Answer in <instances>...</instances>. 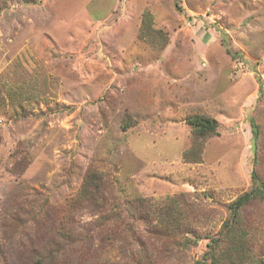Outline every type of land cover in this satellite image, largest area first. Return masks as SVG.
<instances>
[{"label": "rangeland", "instance_id": "374dc122", "mask_svg": "<svg viewBox=\"0 0 264 264\" xmlns=\"http://www.w3.org/2000/svg\"><path fill=\"white\" fill-rule=\"evenodd\" d=\"M179 5L17 0L1 10L0 264H44L53 242L49 232L28 238L23 226L34 219L27 211L39 209L42 195L63 208L90 168L107 178L103 191L184 195L207 207L191 222L202 239L188 234L185 255L172 252L171 264H200L206 237L229 220L228 205L251 190L257 151L264 178V0ZM148 13L169 34L163 51L139 37ZM193 114L219 122L201 163L183 159ZM242 213L264 258V203ZM96 219L91 209L76 215L79 229ZM143 238L162 251V240ZM112 246L106 257L124 263Z\"/></svg>", "mask_w": 264, "mask_h": 264}, {"label": "trees", "instance_id": "16d2710c", "mask_svg": "<svg viewBox=\"0 0 264 264\" xmlns=\"http://www.w3.org/2000/svg\"><path fill=\"white\" fill-rule=\"evenodd\" d=\"M0 0V12L11 2ZM30 2L31 0H24ZM180 9V0H173ZM139 37L150 43L155 49L163 51L170 43L169 34L153 27V18L148 13L143 20ZM191 129V145L184 151L183 159L187 163H201L205 144L209 138L218 135L219 122L204 114H193L186 118ZM256 140L259 138L257 125L252 123ZM258 151L255 155L252 172V188L237 197L228 205L229 220L223 224L217 236H208V251L200 264H264L263 255L257 254L256 243H251L247 227L242 226V212L254 201L264 203V178L257 170ZM80 191L70 198L63 208L55 207L49 196H43L39 209L27 211L33 225L23 226L30 237L41 240L49 232L55 252H49L44 264H119L117 260L106 257L109 248L115 243L123 254L122 264H161L176 252L190 246L194 240L202 237L192 226V217L200 216L202 204L188 201L184 195L153 199L124 196L119 191H103L107 178L91 169ZM106 186V184H105ZM106 188V187H105ZM212 194H207L210 197ZM91 209L97 219L83 229L78 228L76 215L80 210ZM24 230V229H22ZM222 230H225L224 232ZM33 234V236H31ZM162 240L161 252L149 245L143 237ZM48 240V241H49ZM39 244V240L32 245ZM45 248V247H43ZM264 254V253H263ZM39 262V259L38 261ZM163 264H171L169 260Z\"/></svg>", "mask_w": 264, "mask_h": 264}]
</instances>
